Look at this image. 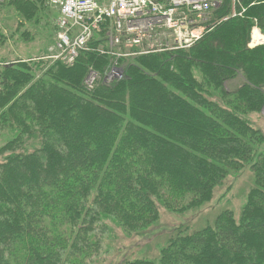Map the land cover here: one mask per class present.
Masks as SVG:
<instances>
[{"label": "trees", "instance_id": "trees-1", "mask_svg": "<svg viewBox=\"0 0 264 264\" xmlns=\"http://www.w3.org/2000/svg\"><path fill=\"white\" fill-rule=\"evenodd\" d=\"M24 1L29 20L44 0ZM232 6L222 0L189 48L123 57V79L93 89L86 68L101 77L112 60L95 51L109 48L105 30L71 66L0 61V132L11 137L0 148V264H87L101 246L89 231L105 219L140 230L157 205L204 200L223 167L243 163L256 186L239 221L224 211L180 230L159 263L120 264H264V152L253 154L264 135L245 119L264 105V45L247 47L254 19L264 33V0H236L242 17L216 23Z\"/></svg>", "mask_w": 264, "mask_h": 264}, {"label": "rangeland", "instance_id": "rangeland-1", "mask_svg": "<svg viewBox=\"0 0 264 264\" xmlns=\"http://www.w3.org/2000/svg\"><path fill=\"white\" fill-rule=\"evenodd\" d=\"M25 3L27 1L24 0H4L0 3V61L6 65H11L21 61L43 60L49 63L50 66L52 65L51 62L59 60L62 64L71 66L70 64L75 59L72 63H65L61 59L52 57L55 53L58 11L48 5L45 0L41 3L37 2L40 10L38 13L35 11L32 19L28 20L27 15L23 13L24 11L21 12L17 9L18 5ZM233 4H236V0H233ZM234 11L238 13L236 9ZM235 17L242 16L236 15ZM223 21L225 20L221 18L216 23ZM255 25H257L256 19L252 24L247 44L250 49L264 45V42L257 46L250 45L252 29ZM206 28L208 27H204V30ZM94 34V39H98L101 32L95 31ZM262 34L264 35L263 32ZM120 59L112 57V60L106 65L104 75L101 77L99 75L97 79L101 78L103 82L106 81L109 72L114 67H117L116 69L121 74V78H118V80L116 78L111 79L110 84L123 79L124 64L119 61ZM90 71L97 72L93 63H90L86 68L85 79ZM196 78H200L199 72H196ZM237 84L238 79L234 82L225 83L224 91L231 92L235 90L238 87ZM220 90V87H214L210 93L220 96ZM205 98L207 99L209 96L206 95ZM245 119L264 135V105L260 110H252L246 114ZM9 134L7 130L0 132V148L10 140ZM10 152H12V148ZM262 152H264V139L260 140L258 145H255L253 154L256 157ZM7 153L9 151L4 150L0 154V159L2 155ZM223 169L226 170L225 177L220 182L213 183L211 192L204 200L177 210L159 204L154 220L140 230L127 232L112 221L105 219L101 222V226L97 225L95 230L89 231L91 237L95 234L101 237V246L92 257L88 258L87 264H120L126 260L138 259L159 263L162 249L180 230L187 228L189 232H193L207 226H214L217 217L224 211H231L235 219L239 221L250 192L256 186V177L249 163L238 166L228 164Z\"/></svg>", "mask_w": 264, "mask_h": 264}, {"label": "built area", "instance_id": "built-area-1", "mask_svg": "<svg viewBox=\"0 0 264 264\" xmlns=\"http://www.w3.org/2000/svg\"><path fill=\"white\" fill-rule=\"evenodd\" d=\"M4 0H0L2 3ZM58 11L55 53L65 63H72L81 51L90 50L94 32L105 30L108 49L100 54L115 58L176 51L189 48L203 34L204 27H212L213 12L222 0H45ZM233 4L223 20L241 15ZM264 42L257 25L252 29L250 45ZM117 63V62H115ZM116 65V64H115ZM114 67L106 84L118 80ZM118 72V73H116ZM115 77H114V74ZM98 73L90 71L85 79L93 89Z\"/></svg>", "mask_w": 264, "mask_h": 264}, {"label": "bare ground", "instance_id": "bare-ground-1", "mask_svg": "<svg viewBox=\"0 0 264 264\" xmlns=\"http://www.w3.org/2000/svg\"><path fill=\"white\" fill-rule=\"evenodd\" d=\"M120 75H121V74H120V73H118V76H119L118 78H119V79L121 78V76H120Z\"/></svg>", "mask_w": 264, "mask_h": 264}]
</instances>
